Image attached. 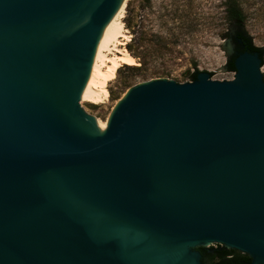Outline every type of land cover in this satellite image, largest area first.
<instances>
[{
  "label": "water",
  "instance_id": "95a60500",
  "mask_svg": "<svg viewBox=\"0 0 264 264\" xmlns=\"http://www.w3.org/2000/svg\"><path fill=\"white\" fill-rule=\"evenodd\" d=\"M121 2L0 0V264H203L212 242L264 264L262 57L135 85L100 132Z\"/></svg>",
  "mask_w": 264,
  "mask_h": 264
},
{
  "label": "rangeland",
  "instance_id": "374dc122",
  "mask_svg": "<svg viewBox=\"0 0 264 264\" xmlns=\"http://www.w3.org/2000/svg\"><path fill=\"white\" fill-rule=\"evenodd\" d=\"M239 5L246 24L228 29L223 0H128L123 20L130 40L124 46L128 49L136 36L133 52L139 65L119 68L108 84L109 97L91 104L89 114L107 120L129 88L150 80H195L199 71L215 80L234 79L228 62L236 47L232 54L227 49L232 32L243 30L264 50V0H239ZM261 69L264 74V61Z\"/></svg>",
  "mask_w": 264,
  "mask_h": 264
},
{
  "label": "bare ground",
  "instance_id": "6f19581e",
  "mask_svg": "<svg viewBox=\"0 0 264 264\" xmlns=\"http://www.w3.org/2000/svg\"><path fill=\"white\" fill-rule=\"evenodd\" d=\"M127 1L128 0H122L118 9L114 12V33L109 45V49L104 61V65L91 104L101 103L109 97L110 91L108 90V84L110 81L115 79L119 68H121L124 65H128V66L139 65L135 56H133L124 46L125 41L130 40L123 20L126 11ZM125 95L126 93H124L122 98ZM94 117L97 122L98 130L100 132H105L108 129L111 114L109 115L108 119L105 121L101 120L97 116Z\"/></svg>",
  "mask_w": 264,
  "mask_h": 264
},
{
  "label": "trees",
  "instance_id": "16d2710c",
  "mask_svg": "<svg viewBox=\"0 0 264 264\" xmlns=\"http://www.w3.org/2000/svg\"><path fill=\"white\" fill-rule=\"evenodd\" d=\"M224 2V16H223V22L228 25V29L230 26H236L238 28H243L246 24V16L241 8V6L239 5V0H223ZM129 27H133V25L129 24ZM135 33V32H134ZM137 38L136 36H133V38L131 39V44L128 45V49L130 50L131 54L135 57H137L138 55L136 53H134L133 51V46L135 44ZM239 40H241V42H238ZM234 41L236 42L237 45V50L238 52H242L245 50H249V51H257L259 52L260 56L262 57L263 61H264V50L259 47L256 46L253 43L252 38L243 30H239L235 33V37H234ZM236 56V55H235ZM235 56L232 57V59L228 62V66L236 71L235 66H234V59ZM197 74L193 75L194 79H196ZM220 251H217L216 255H219ZM228 252H223L220 255H227Z\"/></svg>",
  "mask_w": 264,
  "mask_h": 264
},
{
  "label": "flooded vegetation",
  "instance_id": "af4514ba",
  "mask_svg": "<svg viewBox=\"0 0 264 264\" xmlns=\"http://www.w3.org/2000/svg\"><path fill=\"white\" fill-rule=\"evenodd\" d=\"M236 52L237 45H236ZM201 254V262L203 264H250L251 257L242 251L234 248L224 246L222 244L208 243L206 245H200L195 248ZM220 251L219 255L216 252ZM223 252H228L227 255H220Z\"/></svg>",
  "mask_w": 264,
  "mask_h": 264
},
{
  "label": "built area",
  "instance_id": "2783aa9c",
  "mask_svg": "<svg viewBox=\"0 0 264 264\" xmlns=\"http://www.w3.org/2000/svg\"><path fill=\"white\" fill-rule=\"evenodd\" d=\"M211 244H216V243L212 242ZM219 244H220V243H219Z\"/></svg>",
  "mask_w": 264,
  "mask_h": 264
}]
</instances>
